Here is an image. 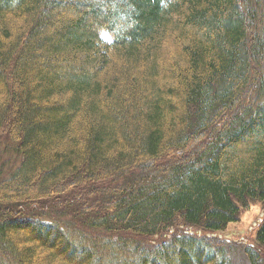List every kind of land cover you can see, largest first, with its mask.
Instances as JSON below:
<instances>
[{
	"label": "trees",
	"instance_id": "16d2710c",
	"mask_svg": "<svg viewBox=\"0 0 264 264\" xmlns=\"http://www.w3.org/2000/svg\"><path fill=\"white\" fill-rule=\"evenodd\" d=\"M1 136L0 264H242L150 238L264 202V0H0Z\"/></svg>",
	"mask_w": 264,
	"mask_h": 264
},
{
	"label": "rangeland",
	"instance_id": "374dc122",
	"mask_svg": "<svg viewBox=\"0 0 264 264\" xmlns=\"http://www.w3.org/2000/svg\"><path fill=\"white\" fill-rule=\"evenodd\" d=\"M168 54V51L165 52V55ZM170 63V62H169ZM138 97L136 98V102L138 101ZM131 127L135 124L132 122L130 123ZM3 136V135H2ZM0 137V170L3 172L2 174L5 175L10 170V166L16 163L15 158L12 156L13 154L10 151L9 141L4 138ZM8 148V150H7ZM264 217V202H252L250 203L249 207L246 210L241 211L239 215L238 222L227 226L223 231L214 233V234H207L201 231L196 232V230L188 228L185 230L184 227H176L172 228L169 235H164L162 237H155L154 239L150 238L151 241H162L165 238H168L172 234L177 233H189V234H197V236H207V237H215L226 241L232 248L236 249L234 254V259L242 264L245 263L242 254L240 253L243 248H256L261 255V264H264V250L259 249L255 243V232L262 222ZM70 218V217H69ZM47 254L44 255V259L47 260ZM3 260V259H2ZM1 260V261H2ZM50 261V260H49ZM59 264V261L53 263Z\"/></svg>",
	"mask_w": 264,
	"mask_h": 264
}]
</instances>
